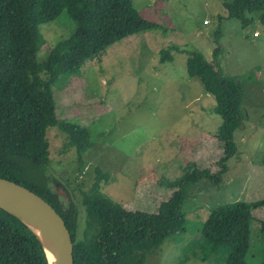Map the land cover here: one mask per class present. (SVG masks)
<instances>
[{"label": "rangeland", "instance_id": "1", "mask_svg": "<svg viewBox=\"0 0 264 264\" xmlns=\"http://www.w3.org/2000/svg\"><path fill=\"white\" fill-rule=\"evenodd\" d=\"M131 1L158 28L110 46L100 64L53 90L57 118L86 130L89 147L78 156L65 145L64 133L49 129L46 188L53 195L63 188L62 207L73 205L80 239L85 229L81 195L91 192L98 179L100 192L115 204L153 213L171 195L169 183L191 173L187 166L216 173L214 163L223 155L215 137L221 119L213 113L214 98L187 75L185 59L200 53L211 61L219 46L217 69L243 88L242 126L233 137L236 152L218 183L203 179L186 189L185 230L144 264H178L181 248L195 238L211 210L235 201L263 202L252 214L246 262L264 264V232L258 228V221L264 222V23L252 18L244 26L227 18L224 5L234 0ZM56 20L39 26L46 41L39 61L47 56L45 48L73 33L67 15ZM171 46L177 51L171 49L170 60L161 63L159 50ZM184 264L207 263L189 259Z\"/></svg>", "mask_w": 264, "mask_h": 264}, {"label": "trees", "instance_id": "2", "mask_svg": "<svg viewBox=\"0 0 264 264\" xmlns=\"http://www.w3.org/2000/svg\"><path fill=\"white\" fill-rule=\"evenodd\" d=\"M224 9L227 18L244 26L252 18L264 23V0H234ZM62 14L73 23V33L45 48L47 56L39 61L37 54L46 44L39 26L56 22ZM156 28L137 13L131 0H0V178L32 191L60 215L70 234L73 264H144L147 256L159 253L163 243L185 230L188 223L181 207L187 192L203 179L218 183L226 172L225 162L236 152L233 137L242 126L243 88L217 69L219 46L211 61L200 53L188 54L187 75L197 78L214 98L213 113L221 119L215 137L223 155L214 163L216 173L187 166L191 173L169 183L171 195L153 213L115 204L100 192L98 179L91 192L81 195L85 229L80 239L75 237L73 205L65 214L56 208L45 185L46 132L57 128L64 133L65 145L75 148L78 156L89 144L86 130L57 118L53 90H62L84 68L100 64L110 46ZM171 49L176 50L175 46L159 50L161 63L170 60ZM262 204L235 201L212 209L195 238L181 248L178 264L189 259L247 264L252 214ZM258 228L264 232V222L258 221ZM0 264H46L35 237L1 209Z\"/></svg>", "mask_w": 264, "mask_h": 264}, {"label": "water", "instance_id": "3", "mask_svg": "<svg viewBox=\"0 0 264 264\" xmlns=\"http://www.w3.org/2000/svg\"><path fill=\"white\" fill-rule=\"evenodd\" d=\"M66 200L63 188L54 195ZM0 209L16 218L39 243L46 264H73L70 234L60 215L42 198L12 181L0 178Z\"/></svg>", "mask_w": 264, "mask_h": 264}, {"label": "flooded vegetation", "instance_id": "4", "mask_svg": "<svg viewBox=\"0 0 264 264\" xmlns=\"http://www.w3.org/2000/svg\"><path fill=\"white\" fill-rule=\"evenodd\" d=\"M55 204H56V208L58 209V211H59L60 213H62V214H65V213L68 211V207L70 208V206L68 205V207H66V208L64 209V208L62 207L63 202H62V203H58L57 199H55ZM72 247H73V246H72ZM147 257H150V256H147ZM147 257H146V258H147ZM146 258H145V260H146ZM102 260L106 261V258L103 257ZM95 261H97V260H95ZM144 263H145V261H144Z\"/></svg>", "mask_w": 264, "mask_h": 264}, {"label": "crops", "instance_id": "5", "mask_svg": "<svg viewBox=\"0 0 264 264\" xmlns=\"http://www.w3.org/2000/svg\"><path fill=\"white\" fill-rule=\"evenodd\" d=\"M129 40V39H128ZM127 41V40H126Z\"/></svg>", "mask_w": 264, "mask_h": 264}]
</instances>
